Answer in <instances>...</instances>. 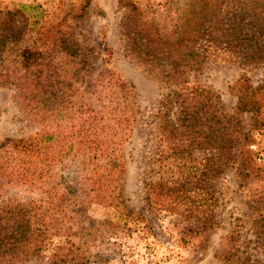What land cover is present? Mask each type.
<instances>
[{"label": "rangeland", "instance_id": "1", "mask_svg": "<svg viewBox=\"0 0 264 264\" xmlns=\"http://www.w3.org/2000/svg\"><path fill=\"white\" fill-rule=\"evenodd\" d=\"M0 26L7 27L0 42V137L42 131L12 97L21 88L13 79L32 71L17 53L46 45L56 61L64 57L57 51L68 30L85 61L75 87L89 103L87 114L97 111L104 123L83 132L79 118L52 115L44 128L50 136L39 143L45 151L31 158L34 185L0 189V204L54 202L67 176L88 202L93 246H77L62 232L69 220L61 225L63 217L58 223L48 215L37 255L0 264H264V168L247 147L264 110V0H0ZM166 51L186 63L185 80L174 85L185 98L175 103L163 99L171 91L158 76L161 62L146 63ZM194 85L208 89L203 96L210 100L201 104H219L228 114L217 133L207 122L202 136L215 139L209 147H195L179 127L184 107L197 103L187 105ZM151 177L161 184L150 185Z\"/></svg>", "mask_w": 264, "mask_h": 264}, {"label": "trees", "instance_id": "2", "mask_svg": "<svg viewBox=\"0 0 264 264\" xmlns=\"http://www.w3.org/2000/svg\"><path fill=\"white\" fill-rule=\"evenodd\" d=\"M4 23L7 25V22ZM6 28L5 26H0V42L6 37V33L4 32ZM234 29L236 34H240L243 31L239 28ZM63 35L64 37L57 52L64 57H60L56 61H54L53 50L47 49L46 45L38 44L28 46L23 51L17 53V58H20L24 66L29 64L32 67V71L27 78L21 76L13 79L14 84L21 86V88L18 87L19 89H15L12 97L15 102L23 105V112L28 122L34 125L37 124L42 128V131L37 136L16 139L0 137V189L4 184L21 185L26 188L34 185V175L37 174V170L35 168L36 164L33 163L31 158L35 155L41 156L45 151V146L39 143L44 138L50 136L44 128L47 125V120L52 115L61 116L62 112H64L67 116L79 118V127L87 128L83 132L88 130V128L97 127L100 124L101 128L104 127L103 116L99 115L97 111L92 115L87 114L89 103L83 102L84 92L78 91V88L75 87L78 84H75L76 81L79 84L83 82V78L78 76L80 71L78 65L82 66L81 61L85 64V61L78 57L80 55V45L72 31L68 30ZM12 39L15 40L16 37L14 36ZM0 47L1 58V49L4 46L0 43ZM181 47L177 49L180 53L186 49ZM138 49L141 50V47H138ZM129 56L132 59L134 57L128 51ZM1 61L2 59H0ZM160 62L162 64L160 65L162 70L161 75L158 76H160V80L168 83L166 86L171 91V93L167 92L163 96V99L166 97L167 100L171 101L170 99H172L173 103H175L176 97L182 96L185 98V94L176 92L175 88L179 81L185 80L184 77H181L183 73L181 70L186 67V63L177 58L169 57L167 51L161 59H151L146 63H150L156 67ZM189 64L190 66H194V62ZM1 80L0 76V82ZM207 91L208 89L197 85L191 86L189 90L191 96L189 97V103L187 105L197 103L190 105L189 109L184 107L178 118L180 121L179 127H182L180 128L182 134H185L188 138H192V144L198 148L202 147L203 144L209 147L215 140L206 141L202 136L204 130L207 131V122L212 121L211 133H217L221 129H226L221 124V121H224V119L225 121L228 120V114L221 110L219 104H212V102L209 105L201 104V102L210 100V96H203ZM73 96H77L78 99L74 101ZM199 97H201V100H198ZM76 102V107L71 110V104ZM178 103H181V100ZM203 107L206 108L205 111ZM158 110L157 108L156 112ZM178 113L180 112L178 111ZM115 123L119 128L122 127V118L119 116L115 118ZM170 124L172 126L171 128H173L171 119ZM113 136L110 135L111 138ZM40 159L43 165L45 158ZM90 162L92 163L91 160ZM40 170L43 171L42 166ZM106 174L108 175L110 173ZM67 178L65 176L60 179V183L67 185L62 187L63 193L58 195L57 200L54 202L46 198V207L44 206L45 201L36 204L32 201L16 202L14 200L0 204V263L7 262L12 257L19 261L31 254L37 255V252L43 245L42 240L46 236L44 235V231L48 228V223L44 221L43 217L48 215H51L58 223H60L63 217V222L60 223L61 225L67 223L66 218L69 220L70 226L62 227V232L67 234V238L72 235L76 240L75 244L77 246L84 243L87 244V247L93 246L96 226L91 223L90 217L87 215L88 202L85 200V197L80 199L75 194L74 190L76 187H70L71 183H66ZM151 178L149 180L150 185L161 184L156 179L157 177ZM72 185H78V182L75 181ZM45 193L46 195H50L47 192ZM157 194L158 191L154 193V195ZM96 195L99 198V195ZM57 214L61 215L57 216ZM73 216L77 217V219H71Z\"/></svg>", "mask_w": 264, "mask_h": 264}, {"label": "built area", "instance_id": "3", "mask_svg": "<svg viewBox=\"0 0 264 264\" xmlns=\"http://www.w3.org/2000/svg\"><path fill=\"white\" fill-rule=\"evenodd\" d=\"M261 124L256 133V137L248 144L253 160L262 168H264V110L261 113ZM153 253L149 252V256ZM155 261H153L154 263ZM180 264V263H175Z\"/></svg>", "mask_w": 264, "mask_h": 264}]
</instances>
